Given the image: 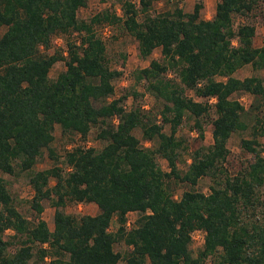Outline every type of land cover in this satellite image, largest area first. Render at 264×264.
<instances>
[{"label":"trees","instance_id":"1","mask_svg":"<svg viewBox=\"0 0 264 264\" xmlns=\"http://www.w3.org/2000/svg\"><path fill=\"white\" fill-rule=\"evenodd\" d=\"M257 1L217 0L204 19L202 0L189 12L174 6L157 13L150 12L152 0H123L119 16L105 8L85 20L77 11L87 0H0V174L25 176L37 215L29 220L16 210L0 176V264H207L209 257L211 264H264V145L258 141L264 85L256 75L233 76L245 65L264 71V45H253L254 26L234 25ZM100 24H119L141 57L159 48L160 60L133 74L156 102L152 111L135 103L125 109L126 93L113 98L119 71L108 66L94 30ZM70 32L78 40H66L65 52L48 53L53 35ZM56 61L64 69L50 79ZM185 89L206 100H194ZM237 94L251 96L248 109ZM130 95L135 99L137 92ZM209 108L212 141L190 151L181 171L177 160L186 148L175 130L187 117L202 138L199 119ZM55 125L82 138L95 129L102 145L75 146L63 153V166L33 170L43 148L58 160L50 147ZM136 128L150 146L135 136ZM248 129L240 148L253 159L228 173L227 140ZM204 176L213 181L207 193L190 189L174 197L172 185H195ZM44 199L55 208L51 229L39 217ZM66 201L94 203L97 212L65 213ZM127 212L137 214L130 229ZM6 230L11 234L4 237ZM193 230L203 232L195 252ZM116 241L130 249L114 251Z\"/></svg>","mask_w":264,"mask_h":264},{"label":"rangeland","instance_id":"2","mask_svg":"<svg viewBox=\"0 0 264 264\" xmlns=\"http://www.w3.org/2000/svg\"><path fill=\"white\" fill-rule=\"evenodd\" d=\"M123 0H87L84 7H81L77 11V16L80 19H87L91 15L102 9H109L115 12L118 16L121 14L120 4ZM137 5V0H129ZM196 0H152L150 12H164L171 10L174 6L182 9L184 12H189L192 9L193 3ZM217 0H202L203 7L200 10V16L204 19H209L214 12V6ZM248 22L254 26L255 32L252 38V43L254 46L264 45V0H258L256 8L253 9L247 18L236 17L234 19V25L237 23ZM4 27H0V34L4 31ZM94 30L96 35L101 38L105 45V55L108 61V66L111 69L119 71V76L113 81L114 94L113 98L126 93L127 97L123 101V106L125 109H129L132 103L141 105L144 110L152 109L156 105V102L152 96L145 90L144 82H135L133 74L139 68H142L148 64L151 59L160 60L161 55L159 48H154L152 52L145 57H141L138 54L136 41L129 35L119 24L109 25L100 24L95 25ZM66 40H78V35L75 32H70L67 34H55L51 38L50 47L48 48V53L53 51H63L65 52V42ZM64 69L62 61H56L48 71V77L54 79L56 75ZM169 73L168 76H172ZM249 75H256L261 78L264 85V71L253 69L250 65H245L233 73L234 77L243 78ZM134 89L137 92L135 99L130 95V91ZM185 94L194 100L204 101L206 99L199 98L194 95L192 90L185 89ZM235 97L242 104L244 109L249 108V104L252 100L251 96L248 94H237ZM208 102L212 103L213 99L209 98ZM259 116L264 120V106L261 108ZM215 114L211 108L200 117V122L202 126V138H199L196 130L193 128V121L185 117L182 122L177 126L175 130V136L183 140L186 150L182 151L178 160L177 167L184 171L189 162L190 151L197 148L200 144L208 145L211 143V122ZM162 130L165 133H169V127L167 124L163 125ZM134 134L139 138L140 142L144 146H150L148 141L141 138L140 131L136 128ZM242 138H250L249 129L243 132H235L230 135L227 140V148L229 149V154L226 161L223 163L226 171L228 173H234L245 163L251 162L253 157L241 150L240 140ZM258 141L264 145V137H258ZM102 143L95 138V129H91L85 137H81L78 134L63 133L58 125H55L53 132V140L50 143L54 155L58 158L57 161H53L45 148L42 149L41 155L38 157L36 163L33 166V170H39L48 168L53 163L58 166H63L61 162V157L66 150L78 147H93L100 148ZM158 163L162 170H167L166 162L159 158ZM0 176L6 181L8 191L11 195L13 205L16 210L25 218L29 220H34L36 218V212L30 206V198L32 197V188L28 185L27 180L23 174L14 176L8 174H0ZM53 179L50 180L49 184L52 185ZM213 184V181L209 177H201L198 179L195 185H188L185 183H177L172 185L173 194L175 198H178L182 191L184 190H198L203 193L209 191V186ZM42 211L39 217L43 219L48 228H52V215L54 207L50 204L48 200L41 201ZM65 213L72 214L74 216H79L82 214H95L97 212V207L94 203H74L71 201H66L64 207L62 208ZM137 214L135 212H128L125 215V229H130L135 222ZM127 222V223H126ZM116 220L113 217L109 223L108 231L113 232L116 228ZM11 234L10 230L4 232V237ZM191 242L190 249L195 252L202 244L203 232L200 230H193L190 233ZM130 249L121 241H116L113 244V250L124 255ZM212 258H207L206 263L211 264ZM117 264H120L117 263Z\"/></svg>","mask_w":264,"mask_h":264},{"label":"crops","instance_id":"3","mask_svg":"<svg viewBox=\"0 0 264 264\" xmlns=\"http://www.w3.org/2000/svg\"><path fill=\"white\" fill-rule=\"evenodd\" d=\"M127 213H128V212H127ZM127 213H126V214H127ZM89 215H94V214H89Z\"/></svg>","mask_w":264,"mask_h":264},{"label":"built area","instance_id":"4","mask_svg":"<svg viewBox=\"0 0 264 264\" xmlns=\"http://www.w3.org/2000/svg\"><path fill=\"white\" fill-rule=\"evenodd\" d=\"M127 223V222H126Z\"/></svg>","mask_w":264,"mask_h":264}]
</instances>
